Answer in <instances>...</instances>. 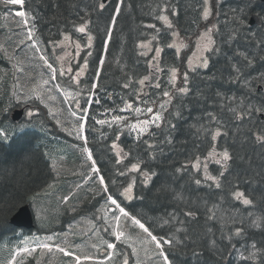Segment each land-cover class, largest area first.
<instances>
[{
  "label": "trees",
  "instance_id": "1",
  "mask_svg": "<svg viewBox=\"0 0 264 264\" xmlns=\"http://www.w3.org/2000/svg\"><path fill=\"white\" fill-rule=\"evenodd\" d=\"M116 2L110 0L101 9L100 0H35L32 10L38 18H44L45 24H61L54 29L66 24L67 17L76 19L85 11L95 21L98 17L101 20V32H95L98 60ZM211 2L216 27L208 67L188 72L181 53L176 54L168 45L175 30L183 40H190L191 48L198 31L206 26L201 0H121L106 47L98 90L132 94L135 89L129 76L135 73L138 92V80L146 74L147 67L142 59L133 64L131 46L147 37L155 38L163 51L162 70L171 74L175 68L182 79L173 85L167 78L161 85L167 86L166 90L153 87L147 95L152 98L157 93L158 98L164 97V91L170 92L159 127H152L142 138L122 135L124 156L119 170L125 175L121 176L120 183L121 186L129 181L135 184L134 200L130 204L122 202L146 224H151L156 234L161 231L160 222L171 219L173 230L168 235L175 233V238H184L179 254L168 252L173 264H264V144L257 140L264 124L253 116L255 107L249 114L246 104L251 99L256 102L255 106L264 105V92L253 91L256 84H261L264 91V22L258 28H249L246 24L247 17L253 13L264 17V5L258 0ZM241 14L243 22H234L233 18ZM161 16L167 18L171 27ZM43 23L39 22L38 26ZM237 49L252 50L250 56L243 55L245 65L238 61ZM135 64L136 69L131 71ZM236 66L243 71H236ZM90 73L92 78L94 69ZM125 84L129 86L125 88ZM181 88L188 91L182 93ZM236 116L242 119L237 120ZM216 132L219 135L213 140ZM8 138L0 137V243L17 233L9 224L15 211L31 204V198L46 189L55 177L48 161L49 131L32 125ZM214 150L229 152L230 159L221 171L213 163L199 164V169L192 167L197 157L200 160ZM133 163L139 165V171H131ZM205 175L216 177L221 187L206 180ZM105 178L109 186L110 177L105 175ZM197 179L201 184H196ZM110 190L112 193L111 187ZM237 191L243 193L241 198L235 196ZM243 199H249L250 203L244 205ZM188 211L193 215L187 216ZM35 231L40 233L42 229L36 227ZM123 232L131 245L126 244L129 242L115 244L120 251L119 264H123L124 257L129 264H162L151 250L154 246L142 244L148 238L140 229L127 228ZM213 242L215 248L211 247ZM139 246L147 250L142 254ZM110 263L117 264L115 260Z\"/></svg>",
  "mask_w": 264,
  "mask_h": 264
},
{
  "label": "rangeland",
  "instance_id": "2",
  "mask_svg": "<svg viewBox=\"0 0 264 264\" xmlns=\"http://www.w3.org/2000/svg\"><path fill=\"white\" fill-rule=\"evenodd\" d=\"M211 3V0H208L207 4H205V0H203V18L205 7H208L209 15L207 19L204 18L206 26H204L199 31V34L194 38L193 43L191 44V48L189 45L190 40H182L174 32L172 34L171 44H174L173 48L176 51L177 49H179L178 53H181V58H184L187 62V69L191 71H195L198 68H204L202 60L207 57V52L209 51L204 50L208 44V41L203 37L206 33H208V30H211L209 35L213 41L212 30L214 29V27L212 29V27L208 25L211 24L215 18V16L212 15V7H210ZM38 11L40 10L38 9ZM38 14H40L41 16L43 15L41 13ZM222 16L225 17L221 14V17ZM21 18L18 19L19 24L16 26L17 35L23 36V41L18 46L21 47V51H19L21 55L13 57L12 54L9 53V56H11L12 60L14 61L12 63V71H9L13 74V76L9 74L8 77H14L13 81L11 82V86L13 87L12 89L15 90V93L11 94V91V93L8 92L7 94H5L0 89V106L2 105V110L0 111V113L3 111L2 114L8 115V112H10V106L12 103L15 104V101H23L25 103L27 101L37 104L39 103L41 107H45V109L48 110L47 112L49 113V117H51L54 125H63V130L67 131L70 128V131L72 129L73 131L77 132L78 124H80L81 120H79V113L75 110L79 109L78 105H81V95L84 96V88L82 86H79V80L87 72V54L90 51L89 48L92 45V40L91 42H89V40L86 41L85 39L80 37L81 32L76 31V29L79 27H84L86 30V24L84 20L79 19L76 22L70 24L71 29H68L67 27L54 29L61 24H58L57 26L54 25V23L52 24L50 22H46L47 24H45L42 20L44 18L39 17L38 19L43 23V26H45L39 27L40 34L44 35L45 39L42 38V35L41 37L35 36L34 40L29 42L27 41V33L31 29L30 27L28 29V27L25 26L24 20H22ZM67 18L70 19L71 17L69 16ZM27 22V25H29L33 21H31V18H27ZM220 22L222 25L225 24L221 21V19ZM167 23L169 24V21H167ZM38 37L42 41L38 39ZM65 37H67V39ZM1 39L4 38L2 37ZM31 43H36L39 46L40 53H36L34 51V49L30 46ZM77 44L80 45L79 49H77L76 47ZM157 44L158 42H155L150 38L148 41L146 40L138 44L137 47H139L141 55H143V57L148 60V73L145 76L148 77V79L145 81L149 80V77L151 75L150 70H156L159 72V74L156 81L154 80L152 86L155 88L156 85L159 84V87H157L159 88V90H166L167 86H161L162 81H165L167 78L173 81V76L172 71L171 74H165L164 72H162L159 65V56L161 52L157 54L156 48H159ZM60 47H64L65 51L58 55H55V49ZM242 47L243 46H240V48ZM238 50L239 49H237L235 55L237 56V58L239 57L238 61H240L241 63L243 62V60H246L243 59V55L250 56L249 53L252 51ZM41 53L44 54L46 58L49 59V61L56 67L57 76L55 80H53L51 71L47 68L46 65H44L43 61L39 60V55ZM3 60L6 61L5 57L3 58ZM4 61L0 62V66L6 63ZM242 64L245 65V62H243ZM68 68H72L73 71L71 73H68ZM21 69L23 71L22 77L20 76ZM62 72L64 73V75L61 77L60 73ZM77 73H79L80 75L78 78L74 79ZM2 76L3 71L0 68V84L2 81ZM145 77L141 78L140 80H143ZM57 78L60 79L62 85H59ZM178 79L179 71L176 69V76L174 81L172 82L173 85H176L174 82L179 81ZM45 80L48 81L47 84L44 83ZM143 86L144 84H140L141 90ZM33 89H35L34 92L32 91ZM141 90L138 92V94L140 95L142 94ZM152 91V88L150 90L146 89L144 97L140 99L135 96L138 99L137 101H134L132 98L129 99L128 96H125L124 98L117 97L115 99L116 103L114 108L102 111L103 113L101 112L98 114L99 117L95 118L94 121L92 120V125H94V128H88V135H86L87 128L85 126L84 138L86 137L87 143L89 140L93 139L94 135L96 136L98 141L102 140L103 142V138L107 139L108 137L111 141V133H113L114 129L115 133L120 132L119 134L121 135V137L122 135L126 134L127 136L133 137V139L142 138L147 132H149L152 127H155L156 124H159L161 122V120H158L153 123L152 117L159 114L162 119V114L165 111V107L162 108L161 105L166 106L171 97L169 91L168 97L159 96L157 98V93L155 94L156 96H153L152 98L148 97L147 95H150ZM17 93L19 96L17 95ZM65 93H71L72 95L66 96ZM125 102H127V104L133 105V109L141 108L143 111L140 113H137L131 109L121 111V109L124 108ZM246 104L248 109L252 110L253 107L257 108V106L252 104L251 101H248ZM68 107L69 111L72 112L70 114L73 116L74 121H76V125L72 119L66 116L56 114L53 118L52 112L55 111L66 114L64 110L68 113ZM147 108H152V113H148ZM35 111V107H33L32 111L26 113L28 114V116L29 113H32L34 114V116H36L38 115V112L36 111L37 113H34ZM115 116H120L122 117V119L120 121L113 122V118ZM39 118L42 119V117ZM145 119H148L150 121L148 125L143 124V121ZM97 120H104L105 123L99 124L96 122ZM132 124H135L137 126L135 130L130 127ZM4 126L5 127L3 128V131L6 133L5 140H8V137H10L14 132L24 131L26 128L32 126V123L30 125H25L24 123H22L15 126L10 121H8ZM141 128L144 129V132L142 134H140ZM80 133L82 134V132ZM84 138L78 139L76 137V139H78L77 141H80V143H82V148H84V146L86 145ZM97 146V143H95V147L98 150L99 147ZM108 146L113 147V142H109ZM57 148L61 150L62 154L55 155L52 157V159L56 161L57 164H61L66 170V173L68 172L73 176H77L72 181L66 180V185L71 187H68L65 190L62 184L65 182V176L67 175L64 173L55 172V181H53L50 185H47L48 187L46 189L31 198L33 200L32 211H34L36 223L45 230H48V228L50 227L56 228V230H52L45 234L35 233L33 235L31 234L22 236H19L20 234L18 233L13 239H4L0 243V264H73L71 257L64 256L63 252L59 250L60 248L72 251L75 254L80 255L82 260L81 264H111L110 261H113V256H117L118 254L120 255L119 250L107 249V243L109 242L107 240V237L114 236L113 233L116 230H120L119 225L125 222V220H121L116 228L113 212L108 210L109 205L105 202V200L101 201L92 209V214H94L93 217H72L73 215L80 212L81 207L86 206L85 204H83V199H85V196L86 201L88 200V202H90L93 197L100 194V191H98L95 187L92 188L91 186H88L85 187V195L84 188L80 186V184L83 183L92 184V182H94V177H92L93 171L91 164L88 163L89 161L86 160L79 148L77 149L73 146H67L65 148L64 144L59 145ZM114 152H118L117 144L116 147H114ZM222 153L223 152H217L216 150L211 151L207 154V156L199 160V164L202 165L213 163L215 164V166L220 168L221 171V169L224 168L225 164L222 165L220 163H217V161L222 159ZM81 156L83 157V169L78 168L77 170L73 171L72 169L76 168L75 164L79 162V158ZM80 178H82V183L78 184V179L80 180ZM65 197H67V200H65ZM68 211L71 214H69ZM66 216L70 219L69 223L66 225V228L63 230L60 229V227H62L63 223L66 224L68 222H65L66 220L63 219ZM114 240L117 241L115 239V236ZM128 240V237H122L119 241L125 243L128 242ZM145 242L147 241H142V244H147ZM44 245H47V247H45ZM144 246L138 247V251L142 254L147 250ZM23 249H28V251H23ZM99 251L102 252L103 256L97 258V256L99 255ZM109 254H111V258H109ZM85 256L91 257V259H88L86 261V259H84Z\"/></svg>",
  "mask_w": 264,
  "mask_h": 264
},
{
  "label": "snow or ice",
  "instance_id": "3",
  "mask_svg": "<svg viewBox=\"0 0 264 264\" xmlns=\"http://www.w3.org/2000/svg\"><path fill=\"white\" fill-rule=\"evenodd\" d=\"M25 0H5V3H11V4H19L21 6H23ZM208 0H205V4H207ZM105 7V5L103 3H101L100 5V8L103 9ZM120 12V5L117 4L116 6V13L119 14ZM241 12L243 13V10H241ZM16 16H19V17H26L27 16V13L25 11H19L17 10L16 11ZM208 15H209V9L208 7H205L204 8V18L207 19L208 18ZM162 20H164L166 23H167V18L166 17H163L161 16L160 17ZM264 18V17H262ZM114 19V18H113ZM234 22H243V14H241L238 18L237 17H234L233 18ZM27 19L24 20V24L25 26L27 27ZM169 27H171V25L169 24ZM76 31L78 32H85V28L84 27H79L76 29ZM211 32V30H208V33H206L204 35V39H207L208 41V44L207 46L205 47V51H211V45L213 43L209 33ZM67 39V37H65ZM34 40V37H33V33L31 30L28 31L27 33V41L31 42ZM88 40L89 42H91L92 40V37L89 36L88 37ZM30 46L34 49V51L36 53H40V49H39V46L36 44V43H31ZM77 49H79L80 45L77 44L76 45ZM168 47H174V44H169ZM156 52L157 54H159L161 52V49L160 48H156ZM177 52H179V49H177ZM39 60L43 61L44 65L47 66V68L51 71L52 73V77L53 78H56V75H57V69L56 67L54 66L53 63H51L49 61V59L46 58V56L44 54H40L39 55ZM101 64H103V60L100 61ZM202 63H203V66L204 67H207L208 66V59H203L202 60ZM252 63V60L249 59L248 60V64H251ZM73 71L72 68H68L67 69V72L68 73H71ZM172 76H173V81L175 79V76H176V69L173 68L172 70ZM236 71L238 72H242L243 69L240 68L239 66H236ZM64 75V73H60V76L62 77ZM79 73L76 74V77H74V79L78 78L79 77ZM148 77H145L143 80H140L139 83L141 85H143L145 83V80H147ZM185 79H187V77H185ZM45 84L48 83L47 80L44 81ZM129 85L128 84H125L124 87L127 88ZM93 87H95V85H93ZM156 87H159V84L156 85ZM33 92L35 91V89L32 90ZM180 92L184 93V92H187L188 89L186 88H181L179 89ZM66 96H71L72 94L71 93H65ZM163 96L164 97H168L169 96V92L168 91H164L163 92ZM78 103V101H77ZM79 106V111L82 113V115L79 116V120H82V121H85V123L87 122V119H90V117L87 116V110L82 106V105H78ZM161 107L163 108L164 106L161 105ZM126 109H131V110H134L135 112L137 113H140L142 112L143 110L141 108H134L133 109V105L131 104H127V102H125V105H124V108L121 109V111H124ZM153 109L152 108H147V112L148 113H152ZM251 109H249V114H251ZM255 111H264V105H262L260 108H257L255 109ZM29 115H32V113H29ZM122 119V117L120 116H115L113 118V122H116V121H120ZM161 117L159 114L155 115L152 117V122L155 123V121H158L160 120ZM97 123L99 124H104L105 121L104 120H97L96 121ZM85 123H80L79 124V127L77 128V138H81L79 133L84 131L85 130ZM150 123V121L148 119H145L143 121V124L144 125H148ZM160 125L159 124H156V127H159ZM23 127V126H22ZM133 130L136 129V125L135 124H132L130 126ZM144 132V129L141 128L140 129V134H142ZM69 135H71V132H69ZM219 135V132H216L215 134L212 135V139L215 140L216 139V136ZM0 137H3L6 139V133L3 132V131H0ZM85 140V144L87 143V139L86 137L84 138ZM257 140L260 141L262 144H264V133H261L260 135L257 136ZM113 147H116L115 144H113ZM152 146L149 144V148H151ZM83 151L85 153L88 154V159L89 160H92V154L89 152V149L87 147H84L83 148ZM120 158H123L124 156V153L121 152L119 154ZM120 158L117 159V163H120ZM230 159V155H229V152L228 151H224L222 153V159L221 160H218L217 163H220L222 165L226 164V162ZM92 171L94 173H98V169L95 165V163L92 164ZM193 168H196V169H199V158L197 157V163L193 164L192 165ZM131 171H139V165L136 164V163H133L131 165ZM120 175H125V173L123 171H121L119 173ZM220 175H224V173H220ZM205 179L206 180H211L213 181V183L216 184L217 188L221 187L219 181L216 179V177L212 176V175H205ZM196 184L199 185L201 184V180L197 179L196 181ZM99 184L101 185L102 187V191L104 193H108V195L106 197H104L106 199V203L109 205V209L110 211L113 212V217L115 219V221L117 222V224L119 225V222L121 220H125L126 222H129L130 221V225L128 223H125L124 227H131V228H138L142 231V233L144 234V236L147 239V243L150 244V245H153L154 248L151 249L152 251L155 252V257L156 258H160L162 260V264H173V258L169 256L168 252L169 251H172L176 254H179L180 251H181V246L183 245V237L177 239L175 238V233H173V235H168V232L169 231H172V227H170L171 225V219H168V220H164L162 222H160V233L156 234L152 231V225L151 224H146L141 217H139L136 213L130 211L129 209H127L122 200L120 199V197H123V199L125 200H132L133 199V196H132V185H128L127 187H124L123 188V191H120L118 193V196H114L112 193H111V190L107 187V184H106V178L104 176H100L99 177ZM123 187V185L121 186ZM235 196L237 198H241L243 196V193L237 191L235 193ZM65 200H67V197H65ZM250 203V200L249 199H243V204L244 205H248ZM187 216H192L193 213L191 211H188L186 213ZM107 222V221H106ZM167 228V231H165V229ZM176 232H179L180 230L179 229H175ZM114 236H115V239L117 241L121 240V238L125 235L124 232L122 230H116L114 233ZM237 234H239V230H237ZM51 239V238H49ZM45 247H47V245H44ZM114 244L111 243V242H108L107 243V249H114ZM213 248H215V242H213V245L211 246ZM253 247H255V245H253ZM60 251L63 252L64 256L66 257H72V259L75 261V264H81V256L80 255H77L75 254L74 252L72 251H69V250H66V249H63V248H60L59 249ZM23 251H28V249H23ZM136 249L133 248V252H135ZM194 255H198L197 253L194 252ZM254 255V254H253ZM109 258H111V254H109ZM84 259H91V257H88V256H85ZM123 264H129L128 262V259L125 258L124 261H123Z\"/></svg>",
  "mask_w": 264,
  "mask_h": 264
},
{
  "label": "water",
  "instance_id": "4",
  "mask_svg": "<svg viewBox=\"0 0 264 264\" xmlns=\"http://www.w3.org/2000/svg\"><path fill=\"white\" fill-rule=\"evenodd\" d=\"M106 0H103L105 2ZM260 2L264 3V0H259ZM248 24L250 26L252 25H259L260 21L259 18L256 15H251L249 17V22ZM21 110H16L12 114V120L13 121H18L22 115ZM32 216L29 211L28 206H22L16 211V213L11 217L10 224L17 227V228H24L26 230L32 229L33 228V223H32Z\"/></svg>",
  "mask_w": 264,
  "mask_h": 264
},
{
  "label": "flooded vegetation",
  "instance_id": "5",
  "mask_svg": "<svg viewBox=\"0 0 264 264\" xmlns=\"http://www.w3.org/2000/svg\"><path fill=\"white\" fill-rule=\"evenodd\" d=\"M2 8V5L0 4V9ZM3 11H5V8L2 10H0V23H2V13H3ZM2 20V21H1ZM1 60H3V58H1ZM109 140V137L107 138V139H103V142H106V141H108ZM99 142H101L102 144H103V142H102V140H100ZM113 144H117V146H118V152L115 154V152H114V165H116V166H119V164L120 163H117L116 161H117V159L120 157L119 156V154H120V138H119V134L118 133H115V135H114V138H113ZM113 151H114V147H113Z\"/></svg>",
  "mask_w": 264,
  "mask_h": 264
}]
</instances>
